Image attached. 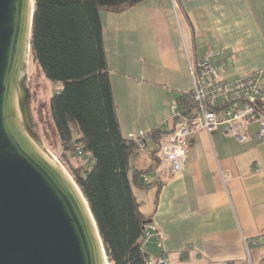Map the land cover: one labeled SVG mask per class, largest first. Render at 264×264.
I'll return each instance as SVG.
<instances>
[{"label": "crops", "instance_id": "crops-1", "mask_svg": "<svg viewBox=\"0 0 264 264\" xmlns=\"http://www.w3.org/2000/svg\"><path fill=\"white\" fill-rule=\"evenodd\" d=\"M100 16L125 137L159 130L165 139L177 128L171 106L191 93L192 67L209 52L215 54L222 79L257 73L264 92V0H147L120 13L104 10ZM151 102L156 107L145 113L142 107ZM186 126L193 133L183 170L172 175L162 157L158 170L142 176V185H154L134 187L154 192L147 212L138 201L162 234L160 240L145 242V253L148 258L164 256L169 264H264L259 123L248 125L244 144L228 137L223 125L210 132L193 122ZM156 148L151 136L148 150L131 156L133 169L152 167Z\"/></svg>", "mask_w": 264, "mask_h": 264}, {"label": "trees", "instance_id": "trees-1", "mask_svg": "<svg viewBox=\"0 0 264 264\" xmlns=\"http://www.w3.org/2000/svg\"><path fill=\"white\" fill-rule=\"evenodd\" d=\"M147 0H35L31 55L45 78L61 84L50 112L62 151L58 160L81 189L97 224L109 264H147L145 226L134 187L159 169L161 132H151L157 148L153 166L133 169L137 144L125 137L117 117L101 10L120 13ZM184 116L193 112L192 92L176 101ZM264 114V102L256 104ZM173 130L171 133H173ZM82 147L84 154L77 155ZM159 185V184H156Z\"/></svg>", "mask_w": 264, "mask_h": 264}, {"label": "water", "instance_id": "water-1", "mask_svg": "<svg viewBox=\"0 0 264 264\" xmlns=\"http://www.w3.org/2000/svg\"><path fill=\"white\" fill-rule=\"evenodd\" d=\"M34 11L0 0V264H109L86 198L31 119Z\"/></svg>", "mask_w": 264, "mask_h": 264}, {"label": "built area", "instance_id": "built-area-1", "mask_svg": "<svg viewBox=\"0 0 264 264\" xmlns=\"http://www.w3.org/2000/svg\"><path fill=\"white\" fill-rule=\"evenodd\" d=\"M215 54L209 52L205 59L192 67V99L193 112L184 116L177 104L171 106V118L179 123L175 131L164 139L161 153L168 164L172 175L183 170L187 139L193 133L186 126L193 122L198 130L210 132L221 125L225 126L228 137L240 144L249 140L248 125L257 121L259 123L258 137L264 142V114L258 112L256 104L263 99L264 92L260 87V76L255 73L241 77L234 81L222 79L214 64ZM150 134L139 132L130 134L128 138L137 144L138 152L148 150ZM84 149L77 148V155L82 156ZM56 159V158H54ZM58 160V159H57ZM59 164L60 161L58 160ZM162 234L157 227L151 224L145 226L146 241L155 238L160 240ZM162 248L161 242L158 243ZM147 264H169L164 256L154 261L148 259Z\"/></svg>", "mask_w": 264, "mask_h": 264}, {"label": "rangeland", "instance_id": "rangeland-1", "mask_svg": "<svg viewBox=\"0 0 264 264\" xmlns=\"http://www.w3.org/2000/svg\"><path fill=\"white\" fill-rule=\"evenodd\" d=\"M101 14L104 10H101ZM27 80L30 86V99L29 109L32 122L38 130V135L43 148L58 162L62 147L59 143L57 131L54 126V122L50 112V100L61 90V84L54 83L45 78L40 67L33 60L31 53L29 52L28 64H27ZM175 103V102H174ZM173 103V104H174ZM154 102L150 103V106H143L142 109L146 113L154 108ZM59 163V162H58ZM67 174L72 178L66 166L62 165ZM137 200L144 203L143 210L147 212L153 205L154 192L152 191H138L134 190ZM150 246L148 247V249ZM151 257V258H150ZM150 260L154 261L155 258L150 256ZM171 264L172 261H171Z\"/></svg>", "mask_w": 264, "mask_h": 264}]
</instances>
